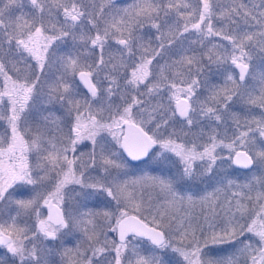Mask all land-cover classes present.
<instances>
[{"label": "snow or ice", "instance_id": "obj_1", "mask_svg": "<svg viewBox=\"0 0 264 264\" xmlns=\"http://www.w3.org/2000/svg\"><path fill=\"white\" fill-rule=\"evenodd\" d=\"M0 264H264V0H0Z\"/></svg>", "mask_w": 264, "mask_h": 264}]
</instances>
